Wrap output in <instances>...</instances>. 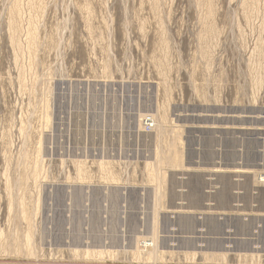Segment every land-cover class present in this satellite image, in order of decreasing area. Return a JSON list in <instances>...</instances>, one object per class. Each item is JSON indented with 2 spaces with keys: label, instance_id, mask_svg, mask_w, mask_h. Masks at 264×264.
<instances>
[{
  "label": "rangeland",
  "instance_id": "obj_1",
  "mask_svg": "<svg viewBox=\"0 0 264 264\" xmlns=\"http://www.w3.org/2000/svg\"><path fill=\"white\" fill-rule=\"evenodd\" d=\"M173 141L184 166L159 171ZM157 191L161 249L193 260L132 251ZM202 251L264 264V0H0V264Z\"/></svg>",
  "mask_w": 264,
  "mask_h": 264
},
{
  "label": "bare ground",
  "instance_id": "obj_2",
  "mask_svg": "<svg viewBox=\"0 0 264 264\" xmlns=\"http://www.w3.org/2000/svg\"><path fill=\"white\" fill-rule=\"evenodd\" d=\"M209 32V31H208ZM210 33V32H209ZM205 114V113H204ZM144 116H146V115H144ZM154 116L155 115H153V118H154ZM161 116V115H160ZM148 117V116H147ZM152 117V116H151ZM162 117V116H161ZM165 117V116H164ZM143 120V119H142ZM141 120V121H142ZM155 120H157V119H155ZM164 120V119H163ZM194 120H196V119H194ZM161 121V120H160ZM166 120H164V122H165ZM145 122V121H144ZM158 122H156V124H157ZM214 124V123H213ZM155 125V124H154ZM140 126H141V124H140ZM156 126V125H155ZM155 126H154V129H155ZM153 127V126H152ZM156 131H157V135H156V138L157 139H160V138H162V137H164L165 136V134H166V132H167V130H166V126H164V124L163 123H159V124H157V126H156ZM168 135V134H167ZM174 139H176V138H174ZM175 141H173V143H172V145L168 148V150L167 149H165V148H157V155L155 156V157H157V159H158V164H157V167L159 168V171H160V169H162V167H163V163L162 162H167V161H169L170 163H171V165L173 166V167H177V166H180V165H183L182 164V162H181V158H180V153L178 152V150H177V148H176V145H175ZM108 161V160H107ZM113 162V161H112ZM149 164V163H148ZM151 165H153L152 163H150ZM155 162H154V165H153V167L155 166ZM148 166V165H147ZM184 166V165H183ZM186 166V165H185ZM108 167V166H107ZM82 168V167H81ZM184 168H186V167H184ZM189 168V167H188ZM187 168V169H188ZM240 168H241V166H240ZM244 169V168H243ZM81 170V169H80ZM112 170V169H111ZM190 170V169H189ZM251 170V169H250ZM86 171V170H85ZM258 171V170H257ZM253 172V171H252ZM162 173V172H161ZM81 174V173H80ZM159 174H160V172H159ZM115 175V174H114ZM151 175V174H150ZM165 176V175H164ZM262 177V176H261ZM151 178V177H150ZM153 178H154V176H153ZM159 178V177H158ZM220 178V177H219ZM257 178V177H256ZM116 179V178H115ZM114 179V180H115ZM217 180H218V178H217ZM260 180V179H259ZM159 186L156 188V189H159V188H162V179L160 178L159 179ZM23 183H24V181H23ZM221 183V182H220ZM227 186L224 184V186H221L220 187V190L218 191V194L219 193H225V191L227 190ZM220 195V194H219ZM216 195L217 197H219V199L220 200H222V195ZM164 191H157L156 193H155V197H156V203L154 204L155 206H154V213H153V215H154V219H153V224H152V231H148V232H138V234H136V236H135V243L133 244V250L132 251H134L135 252V254L136 255H143L144 257H145V259L146 260H151L153 263H155V262H158V260L159 259H161V257H162V255L160 254V253H169V254H173V253H177V254H181V253H183L184 255H186V256H189L192 260H193V258H195V256H197L199 253H198V251L199 250H189V251H180V250H178V251H176V249L175 250H173V248L172 249H168V250H163V249H161V247H160V245H159V233H160V231L161 230H159V227H158V214H159V209L161 208V206L163 205V203L161 202V201H164V200H162V198L163 199H165L164 197ZM187 196V195H186ZM116 197V196H115ZM195 200H197L195 197L193 198V197H190L189 199H188V201H189V204H187L186 206H184L183 204L182 205H180V206H177L176 208L177 209H180L181 210V212H187V210H189L188 208H192V210H197V209H201V210H203V211H201V212H207V211H211V207H199V206H197V205H200L199 203H201V202H195ZM116 201V200H115ZM187 201V202H188ZM22 203V202H21ZM181 203V202H180ZM116 204H117V202H116ZM178 204V203H177ZM166 205H167V203H166ZM164 206V205H163ZM162 206V207H163ZM176 206V205H175ZM175 206H174V208H175ZM165 207H167V206H165ZM169 207H172V206H170L169 205ZM186 207V208H185ZM199 207V208H198ZM213 207V206H212ZM25 208H26V206H25ZM219 208H221V209H224V211H225V209L226 208H224V207H222V206H219ZM218 208V209H219ZM169 209V208H168ZM171 209V208H170ZM25 210V209H24ZM28 210V209H27ZM180 210L178 211V212H180ZM231 210H236L235 208H231ZM23 211V210H22ZM21 211V212H22ZM223 211V210H222ZM24 212H26V210L24 211ZM193 212V211H192ZM197 212H199V211H197ZM214 212V211H213ZM27 214V213H26ZM202 214V213H201ZM32 215V214H31ZM31 217V216H30ZM33 219V218H32ZM73 220H74V222H75V224L77 225V224H79V223H81V221H82V217H77L76 216V219H75V217H73ZM99 229V228H98ZM33 233V232H32ZM31 236V235H30ZM31 239V238H30ZM33 240L31 239V242H32ZM144 241H151V242H153L154 243V246H153V248L152 249H146L145 248V245H144ZM34 242V241H33ZM11 246V245H10ZM9 246V247H10ZM8 247V246H7ZM81 247H84V249H83V254H86V256L87 257H89V259L88 260H90V259H98V260H100V256H103L104 254H106V253H113L114 252V254L117 252V250L115 251L113 248H121L122 250H126V245L124 246H109V245H97V244H88V245H82ZM113 247V248H112ZM8 249V248H7ZM19 250V249H18ZM203 250V249H202ZM206 250V249H205ZM76 253L77 252H79L80 253V247H75V250H74ZM81 252H82V249H81ZM128 252V251H127ZM57 253H59V252H57ZM78 253V254H79ZM202 253L203 254H205V257L206 258H208V261L212 264V262H213V258H215L216 256H219V257H222V258H225V256H226V254H225V252H204V251H202ZM117 254V253H116ZM80 255V254H79ZM100 255V256H99ZM111 255V254H110ZM109 255V256H110ZM118 255V254H117ZM116 255V256H117ZM121 255V254H120ZM85 256V257H86ZM99 256V257H98ZM108 256V257H109ZM165 256V255H164ZM244 256V255H243ZM255 256V255H254ZM92 257V258H91ZM104 257V256H103ZM113 257V256H112ZM173 257V256H172ZM188 257V258H189ZM111 258V257H110ZM118 258V257H117ZM171 258V257H170ZM169 258V259H170ZM103 259V258H102ZM137 259V258H136ZM163 260H164V258H162ZM190 259V260H191ZM249 259V258H248ZM195 260V259H194ZM219 260H221V259H219ZM136 261H138V260H136ZM192 262H195V261H192ZM206 262H207V260H206ZM151 263V262H150ZM146 264V263H145Z\"/></svg>",
  "mask_w": 264,
  "mask_h": 264
}]
</instances>
